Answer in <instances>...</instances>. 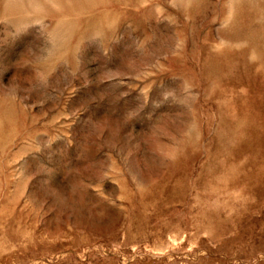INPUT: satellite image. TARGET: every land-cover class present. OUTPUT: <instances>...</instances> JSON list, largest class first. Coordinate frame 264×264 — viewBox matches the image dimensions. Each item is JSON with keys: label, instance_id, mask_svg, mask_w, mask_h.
<instances>
[{"label": "rangeland", "instance_id": "1", "mask_svg": "<svg viewBox=\"0 0 264 264\" xmlns=\"http://www.w3.org/2000/svg\"><path fill=\"white\" fill-rule=\"evenodd\" d=\"M0 264H264V0H0Z\"/></svg>", "mask_w": 264, "mask_h": 264}, {"label": "clouds", "instance_id": "2", "mask_svg": "<svg viewBox=\"0 0 264 264\" xmlns=\"http://www.w3.org/2000/svg\"><path fill=\"white\" fill-rule=\"evenodd\" d=\"M18 2L20 3L21 7H23L25 4V0H18Z\"/></svg>", "mask_w": 264, "mask_h": 264}]
</instances>
